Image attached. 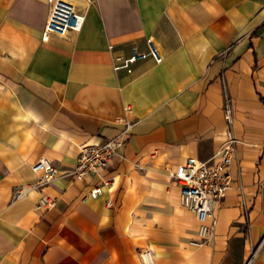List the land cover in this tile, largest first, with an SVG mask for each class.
I'll return each mask as SVG.
<instances>
[{"label": "crops", "instance_id": "1", "mask_svg": "<svg viewBox=\"0 0 264 264\" xmlns=\"http://www.w3.org/2000/svg\"><path fill=\"white\" fill-rule=\"evenodd\" d=\"M79 6L83 28L60 35L45 31L48 0H0V264H142L145 248L159 264H264L262 0ZM148 38L161 63L150 56L132 72L114 69L115 56L148 52ZM227 99L240 140L233 186L212 242L195 247L199 221L170 172L190 157L216 160ZM127 122L107 167L14 199L15 186L38 179L41 158L70 169L82 145ZM101 178L113 184L87 196ZM42 194L58 198L53 209L37 208Z\"/></svg>", "mask_w": 264, "mask_h": 264}, {"label": "built area", "instance_id": "2", "mask_svg": "<svg viewBox=\"0 0 264 264\" xmlns=\"http://www.w3.org/2000/svg\"><path fill=\"white\" fill-rule=\"evenodd\" d=\"M90 3L92 0H86ZM50 12L46 22L45 31L68 35L70 32L80 31L85 23V15L79 6L67 0H48ZM72 19V24L68 19ZM148 52H141L138 48L132 49L129 57L115 56L114 69L132 72V65L141 59L153 57L157 63L163 61L158 48L152 38L147 39ZM126 110H130L127 107ZM225 119L228 126L226 139L216 153L214 162L203 161L196 157L188 158L170 172V176L180 187L181 202L191 209L198 221V239L190 241L195 247L210 244L214 238L218 216L217 209L224 204L228 191L233 186V178L230 166L237 159L238 143L240 142L234 130V116L229 99L225 105ZM133 127L127 122L126 127L116 136L103 143L84 144L80 147V155L77 162L70 169L60 170L54 162L48 158H41L32 165V170L37 173L38 179L34 182L15 186L13 189L14 199L26 197L31 192L52 184L57 179L71 178L84 181L93 173H98L107 167L118 155V149L122 147ZM101 183L95 185L88 192L89 197L98 198L103 195L104 187L111 186L113 180L101 178ZM87 197H84V201ZM58 198L42 194L37 208L44 211L53 209ZM253 257V255H252ZM142 264H159L155 252L151 248H145L140 253ZM251 263V259L248 264Z\"/></svg>", "mask_w": 264, "mask_h": 264}, {"label": "rangeland", "instance_id": "3", "mask_svg": "<svg viewBox=\"0 0 264 264\" xmlns=\"http://www.w3.org/2000/svg\"><path fill=\"white\" fill-rule=\"evenodd\" d=\"M69 1H71V2H73L72 0H69ZM76 1V0H75ZM78 4L77 5H83L84 3H87L86 1H79L78 0V2H77ZM48 4H49V2H48ZM50 6V5H49ZM79 9L81 10L82 8H80V6H79ZM82 11H83V9H82ZM262 14H264V0H262ZM238 41H239V39L238 38H236V39H234L233 41H231V44L233 45V44H235V43H238ZM233 50H231L230 51V53H234V47L232 48ZM224 95L226 96V90H225V93H224Z\"/></svg>", "mask_w": 264, "mask_h": 264}, {"label": "bare ground", "instance_id": "4", "mask_svg": "<svg viewBox=\"0 0 264 264\" xmlns=\"http://www.w3.org/2000/svg\"><path fill=\"white\" fill-rule=\"evenodd\" d=\"M67 1H69V0H67ZM72 1H73V2H72L73 4H75V5L78 4V3H77L78 0H76V1H75V0H72ZM79 1H81V0H79ZM82 1H86V0H82ZM70 2H71V1H70ZM86 2H87V1H86ZM77 6H79V5H77ZM72 22H73L72 19L69 18V19H68V23H69V24H72Z\"/></svg>", "mask_w": 264, "mask_h": 264}]
</instances>
